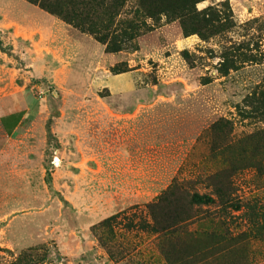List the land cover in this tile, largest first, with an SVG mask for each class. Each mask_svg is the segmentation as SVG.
<instances>
[{"label": "rangeland", "instance_id": "rangeland-1", "mask_svg": "<svg viewBox=\"0 0 264 264\" xmlns=\"http://www.w3.org/2000/svg\"><path fill=\"white\" fill-rule=\"evenodd\" d=\"M187 13L113 53L0 0V264H264V0ZM189 208L193 238L159 231Z\"/></svg>", "mask_w": 264, "mask_h": 264}, {"label": "trees", "instance_id": "trees-1", "mask_svg": "<svg viewBox=\"0 0 264 264\" xmlns=\"http://www.w3.org/2000/svg\"><path fill=\"white\" fill-rule=\"evenodd\" d=\"M28 3L39 7L46 13L53 15L64 23L79 30L81 33L92 36L99 42L107 45V50L113 53L131 48L133 41L141 34L151 30L153 26L148 24V20L155 21L156 16L165 13H172L178 18L188 15L189 5L192 9L195 4L204 0H135L134 10L123 12L128 0H25ZM199 15V14H197ZM251 98L248 97L243 102L240 112L245 118L258 119L264 121V87L259 92H254ZM253 96V97H252ZM24 117V112L12 113L0 118L1 126L7 135L19 125ZM258 137L264 145V129L257 132ZM261 155L264 147L255 150ZM259 166L264 163L261 158ZM254 168L257 165L253 166ZM260 169V167H259ZM175 186V185H174ZM203 198L196 196L193 204L203 203ZM192 206V205H190ZM154 205L148 206L153 211ZM187 214L175 222L164 223L159 228L161 232H171L175 236L183 235L193 238V232L185 230L188 224L196 216L189 208ZM116 216L106 219L102 226L106 227ZM155 225L156 221L153 219ZM255 231L264 233V219L259 216L254 222Z\"/></svg>", "mask_w": 264, "mask_h": 264}]
</instances>
